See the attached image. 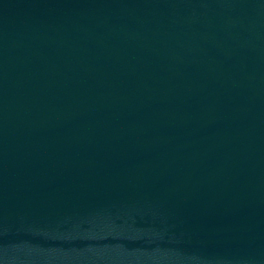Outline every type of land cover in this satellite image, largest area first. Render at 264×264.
Listing matches in <instances>:
<instances>
[{
  "label": "water",
  "instance_id": "95a60500",
  "mask_svg": "<svg viewBox=\"0 0 264 264\" xmlns=\"http://www.w3.org/2000/svg\"><path fill=\"white\" fill-rule=\"evenodd\" d=\"M0 264H264V0H0Z\"/></svg>",
  "mask_w": 264,
  "mask_h": 264
}]
</instances>
